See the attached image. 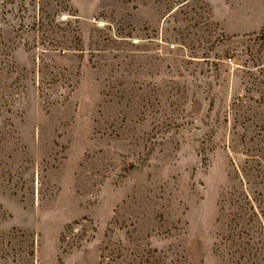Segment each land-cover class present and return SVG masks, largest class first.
<instances>
[{
  "label": "rangeland",
  "instance_id": "rangeland-1",
  "mask_svg": "<svg viewBox=\"0 0 264 264\" xmlns=\"http://www.w3.org/2000/svg\"><path fill=\"white\" fill-rule=\"evenodd\" d=\"M263 29L264 0H0V264H231Z\"/></svg>",
  "mask_w": 264,
  "mask_h": 264
},
{
  "label": "trees",
  "instance_id": "trees-1",
  "mask_svg": "<svg viewBox=\"0 0 264 264\" xmlns=\"http://www.w3.org/2000/svg\"><path fill=\"white\" fill-rule=\"evenodd\" d=\"M64 0H54V2ZM128 2L130 0H127ZM36 28V25L33 26ZM256 40L264 47V29L256 35ZM260 67H264V54L259 59ZM257 63L254 64L256 67ZM246 206L234 217L228 225V235L225 237V248H228L226 256H230L228 263L231 264H264V211L262 207L255 205V202L245 195ZM105 250V249H104ZM234 250V251H233ZM113 254V253H112ZM102 252L103 260H105ZM111 264H118L113 261ZM141 264H145L142 262ZM150 264V263H149Z\"/></svg>",
  "mask_w": 264,
  "mask_h": 264
}]
</instances>
